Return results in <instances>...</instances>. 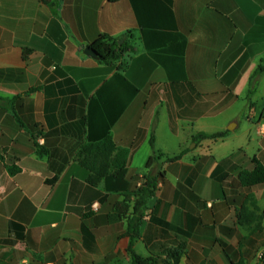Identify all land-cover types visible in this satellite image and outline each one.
Masks as SVG:
<instances>
[{"label": "crops", "instance_id": "obj_1", "mask_svg": "<svg viewBox=\"0 0 264 264\" xmlns=\"http://www.w3.org/2000/svg\"><path fill=\"white\" fill-rule=\"evenodd\" d=\"M101 35L135 51L86 54ZM263 63L264 0H0V264H130V245L156 264H264V183L239 175L264 165ZM108 136L128 163L92 186L77 155ZM159 151L182 156L147 167ZM149 172L132 238L116 205L131 215Z\"/></svg>", "mask_w": 264, "mask_h": 264}, {"label": "trees", "instance_id": "obj_2", "mask_svg": "<svg viewBox=\"0 0 264 264\" xmlns=\"http://www.w3.org/2000/svg\"><path fill=\"white\" fill-rule=\"evenodd\" d=\"M49 3L51 0H43ZM119 1V0H111ZM93 48L96 49L98 56L104 61L115 63L123 59L128 53L134 52L135 49L130 44L128 36L124 37V42H120V39L113 38L108 35H101L98 40L93 44ZM264 71V63L260 64L255 71V75H258ZM225 135L224 132H217L213 134L200 133L194 136V140H200L204 138H219ZM46 150L39 147L38 152L43 154ZM130 151L126 148L118 147L111 136L106 137L99 142H89L81 145L78 152L77 159L79 163L89 170L88 183L92 186H98L105 177L111 174H117L124 170L127 166ZM182 155H167L164 152L159 151L157 154L149 159L147 167H150L154 161L161 157H164L165 162H173L181 158ZM255 167L252 170H242L240 172V179L244 186L250 187L264 183V165L258 160L254 159ZM11 173L18 171L16 167H10ZM162 175V174H160ZM160 175L149 172L145 175L142 185L137 188L133 195L135 196V203L132 211V216L127 215L131 202L125 199L116 205L117 210L121 216L128 220V234L135 238L139 234V226L142 221L144 210L147 208V201L150 197H153L158 188ZM249 202L254 206L253 221H256L257 230H263L262 220L264 219V209H261L253 196L249 197ZM245 209V208H244ZM139 212V216L135 213ZM256 211V212H255ZM240 218L243 214L239 215ZM129 253L131 255L130 264H156V260L151 263L149 260L138 255L133 249L132 245L129 247ZM264 263V254L261 257ZM170 264V263H167ZM231 264H247L245 259L238 261H232Z\"/></svg>", "mask_w": 264, "mask_h": 264}, {"label": "water", "instance_id": "obj_3", "mask_svg": "<svg viewBox=\"0 0 264 264\" xmlns=\"http://www.w3.org/2000/svg\"><path fill=\"white\" fill-rule=\"evenodd\" d=\"M124 40L121 39L120 42L122 43ZM86 54L90 55V56H93L95 58H98V54H97V51L95 48H92V47H87L86 50H85Z\"/></svg>", "mask_w": 264, "mask_h": 264}]
</instances>
